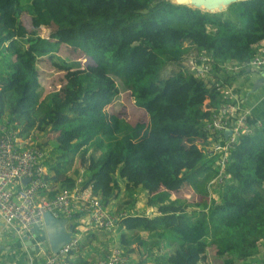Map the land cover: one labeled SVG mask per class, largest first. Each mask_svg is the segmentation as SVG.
<instances>
[{
	"label": "trees",
	"instance_id": "obj_1",
	"mask_svg": "<svg viewBox=\"0 0 264 264\" xmlns=\"http://www.w3.org/2000/svg\"><path fill=\"white\" fill-rule=\"evenodd\" d=\"M199 9L170 0H0V122L23 138L56 135L44 160V180L57 187L51 197L74 188L81 169L84 186L105 207L125 194L131 210L134 194L145 192L155 211H125L116 228L137 231L119 238L134 264H147L154 248L163 251L157 264H211L209 247L218 264H264L257 258L264 251V150L251 147L264 144V128L240 140L214 187L219 156L198 147L207 143L210 109L222 103L214 85L256 71L247 64L264 43V0ZM42 29H51L48 37ZM65 48L90 63L61 54ZM193 51L209 60L208 76L181 65L164 77L166 66ZM231 66L239 71L226 72ZM53 71L58 84L42 96L39 78ZM121 90L148 122L106 110ZM185 191L200 199L192 211L179 196Z\"/></svg>",
	"mask_w": 264,
	"mask_h": 264
},
{
	"label": "built area",
	"instance_id": "obj_2",
	"mask_svg": "<svg viewBox=\"0 0 264 264\" xmlns=\"http://www.w3.org/2000/svg\"><path fill=\"white\" fill-rule=\"evenodd\" d=\"M199 64H196V62ZM209 60L203 55L187 56V67L194 70L195 76L204 78L210 74ZM190 66V67H189ZM250 70L264 71V47L260 48L247 64ZM238 66L226 68V72H238ZM210 76V75H209ZM222 97L219 108L211 111L206 122L207 143L203 149L207 155H218V174L210 183H221L225 178V168L229 155L242 137H252L264 128V120L254 121L249 114L233 102L228 85H214ZM230 131V135H224ZM31 137L23 138L19 132L0 122V222L6 231H14L19 240L34 238L33 228L43 223L44 214L49 212L54 218L70 221L73 216H80L84 228L108 232L116 228L128 215L125 211L112 212L105 207L99 197L93 195L91 186H84L83 173L76 179L75 187L52 191L44 177L45 153L31 144ZM24 180H27L24 183ZM74 233L68 244L57 254L40 246L38 256L41 264H63V258L78 247ZM50 251V252H48ZM97 264H132L119 247Z\"/></svg>",
	"mask_w": 264,
	"mask_h": 264
},
{
	"label": "rangeland",
	"instance_id": "obj_3",
	"mask_svg": "<svg viewBox=\"0 0 264 264\" xmlns=\"http://www.w3.org/2000/svg\"><path fill=\"white\" fill-rule=\"evenodd\" d=\"M170 1L172 3L176 2V0H170ZM186 2H187V0H186ZM199 8L200 7H198V9ZM201 9H203L201 11L204 12L205 7H201ZM219 10L220 9H218L217 11H219ZM223 11H225V10H223ZM216 12H214V13H216ZM50 32H51V29H42L40 33H41L42 37H48ZM66 53L68 55H70L72 58L80 61L83 66L86 63H90L89 59H86L85 56L80 51L73 50L71 48H65V50L63 52H61V54H66ZM181 65L183 67H187V59L184 58L183 62H181L180 65L166 66L165 69L162 71V74L164 75V77H169L170 75L178 72L179 66H181ZM42 69L45 71H48L45 68H42ZM58 75L59 74H57L54 71L53 72H46V73L43 72L41 74L39 80L42 83V96L47 94V92L49 91V88L52 85L58 84V80H57ZM257 78H258L257 74L250 73V77H245L244 79L239 78L235 81V84L236 83L237 84H243V86L246 87V91H245L246 96L250 99L249 101L246 102L248 107L255 105L257 100L260 99L264 95V86L262 88H260L257 93L247 94L248 93L247 91L249 90V88L252 87L254 80ZM260 93H262V94H260ZM106 110L110 114H116L119 117H122L126 120L131 121L132 123H135L137 121L148 122V117H147L146 113L142 109L135 106L133 99L130 97V94L128 92L123 91V90H121L119 96L115 99V101L106 107ZM55 137H56V135L54 133H50L49 131H46L45 133H33L32 137H31V143L30 144L34 147L38 146L39 148H41L42 151L45 153V157H46V156L50 155V150H51L50 145L55 143L54 142ZM138 191H139V193L134 194V196L136 197V201H134L133 205H131L132 206L131 210L127 209L128 208L127 206H124V203L129 200V198L125 194H121L119 196L118 202L109 203L107 208L109 210H111L112 212L120 210V211H126V212L132 211L133 213L139 211L140 213H143V210L145 209L144 206L146 205V203H145L146 194L142 190H138ZM179 196L185 200V203L188 206L189 211L196 209V206L200 203V199L197 196H193V192H191V191L182 192V194H180ZM67 226L73 227L75 235L77 232V231L75 232V229L78 230L79 233H81V230H80L81 227L76 222V219L74 220V222L72 220L68 221ZM116 228H114L113 230L108 231V232H100V231L98 232L97 231V233H98V235L100 234L102 236H105L107 239H111L110 236L113 233H114L112 235L113 237H114V235H116V233H115ZM40 230L44 231V227L42 226L40 228ZM19 241H21V240H19ZM44 244H45V246H48L46 241ZM212 252H213V248L209 247L207 250L209 262L211 264L220 263L221 260L216 258L214 255H212ZM162 253H163L162 250H160V249L156 250L154 248L153 249V255H152V257H149L150 260H148L147 264H157L155 261V256L162 255ZM257 258L258 259H264V251L262 248H261L260 256H258Z\"/></svg>",
	"mask_w": 264,
	"mask_h": 264
},
{
	"label": "crops",
	"instance_id": "obj_4",
	"mask_svg": "<svg viewBox=\"0 0 264 264\" xmlns=\"http://www.w3.org/2000/svg\"><path fill=\"white\" fill-rule=\"evenodd\" d=\"M262 47H264V43L258 48V50ZM190 54L193 55L196 54V52L193 51ZM260 72H264V71L256 70L254 73L256 74ZM239 78L244 79L245 77L235 76L234 82L229 83L230 85H228L231 90L233 102L236 103L239 107H241V109L244 112L248 113L249 117L252 120L254 121L264 120V95L257 100L255 105L248 107L246 102L249 101L250 99L246 96V92H245L246 87L243 86V84H237V83L235 84V81ZM250 89L251 88H249L247 92H249ZM206 106H207L206 108L210 109L208 104H206ZM198 147L203 149L202 142L200 141L198 142ZM251 147L255 153H259L262 150H264V144L260 142L252 144ZM49 187L53 190L57 189L55 185H50ZM113 202H118V199L114 200ZM144 208L145 209L143 210V213L137 211L134 214L150 215L153 211H155V209L150 208L146 205L144 206ZM79 218L80 216L76 218V222L78 223V225L82 226ZM34 234L37 237L38 236L40 237L38 238L39 240L37 241V243L40 244L42 247L48 249V246H45L44 244L45 240L43 242L44 231L39 229L37 232L35 231V233H33V236ZM135 234H137V231L122 230L120 233H116L114 237L111 235L110 238H113V240H111V239H107L105 236H102L100 234L98 235L97 231L94 229H88L82 226L81 233H77L76 235H74V237L77 238L79 241L78 247L75 250H73L70 255L65 256L63 258L62 263L71 264L75 261V259L80 257L83 258L87 262V264H97L99 261L104 259L113 248L115 247L120 248L119 238L121 235H124L125 237H132ZM20 242L21 241H19V239L16 237L14 231H9V232L6 231L5 227L0 222V246H3V250L0 252V264H41L42 260L38 256V254H36V252L33 251L30 247H25L23 245H20L19 244ZM131 259L133 264L137 262V260L134 257H131Z\"/></svg>",
	"mask_w": 264,
	"mask_h": 264
},
{
	"label": "water",
	"instance_id": "obj_5",
	"mask_svg": "<svg viewBox=\"0 0 264 264\" xmlns=\"http://www.w3.org/2000/svg\"><path fill=\"white\" fill-rule=\"evenodd\" d=\"M186 0H176L174 4L176 5H184L188 6L194 9H198L201 5L205 7L204 12L214 13L213 9L217 8L219 4L221 5V8L217 12H222L223 10H226V8L235 2L239 1H246V0H191L192 6L185 4ZM201 10V9H199ZM258 75V78L254 80L252 87L248 94H254L256 93L260 88L264 86V72L256 73ZM224 135H230V131H226ZM27 180H24V183H26ZM68 220L66 219H57L54 218L49 212L44 214L43 223H38L33 228L34 231H38L42 226L44 227V240L47 242L48 248L53 254H57L59 250L68 244L71 240V237L73 235V227L67 226ZM39 234V233H38ZM34 238L30 240H26V238H23V240L19 243L20 245H23L25 247H30L33 251L36 252V254L40 251V244L37 243L40 238L37 237L34 234ZM3 250V246H0V252Z\"/></svg>",
	"mask_w": 264,
	"mask_h": 264
},
{
	"label": "bare ground",
	"instance_id": "obj_6",
	"mask_svg": "<svg viewBox=\"0 0 264 264\" xmlns=\"http://www.w3.org/2000/svg\"><path fill=\"white\" fill-rule=\"evenodd\" d=\"M187 2H188L189 5H193L191 0H187ZM201 7H204V6L201 5V6H200V9H201ZM220 8H221V5L219 4V6H218L217 8H215V9H213V11H217V10L220 9ZM202 10H203V9H202Z\"/></svg>",
	"mask_w": 264,
	"mask_h": 264
},
{
	"label": "clouds",
	"instance_id": "obj_7",
	"mask_svg": "<svg viewBox=\"0 0 264 264\" xmlns=\"http://www.w3.org/2000/svg\"><path fill=\"white\" fill-rule=\"evenodd\" d=\"M196 54H197V53H196ZM242 138H243V137H242ZM242 138H241V139H242ZM241 139H240V140H241Z\"/></svg>",
	"mask_w": 264,
	"mask_h": 264
}]
</instances>
